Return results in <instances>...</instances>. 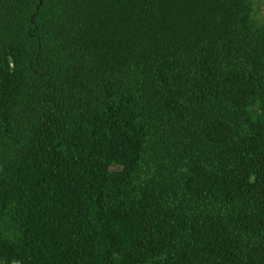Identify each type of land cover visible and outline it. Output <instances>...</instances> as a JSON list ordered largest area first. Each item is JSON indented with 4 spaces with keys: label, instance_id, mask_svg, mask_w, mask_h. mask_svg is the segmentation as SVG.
<instances>
[{
    "label": "trees",
    "instance_id": "obj_1",
    "mask_svg": "<svg viewBox=\"0 0 264 264\" xmlns=\"http://www.w3.org/2000/svg\"><path fill=\"white\" fill-rule=\"evenodd\" d=\"M264 0H0V264H264Z\"/></svg>",
    "mask_w": 264,
    "mask_h": 264
},
{
    "label": "rangeland",
    "instance_id": "obj_2",
    "mask_svg": "<svg viewBox=\"0 0 264 264\" xmlns=\"http://www.w3.org/2000/svg\"><path fill=\"white\" fill-rule=\"evenodd\" d=\"M261 14H264V3L260 4Z\"/></svg>",
    "mask_w": 264,
    "mask_h": 264
}]
</instances>
